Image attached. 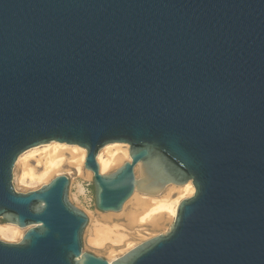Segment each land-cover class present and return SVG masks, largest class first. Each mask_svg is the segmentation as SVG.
<instances>
[{"label":"water","instance_id":"1","mask_svg":"<svg viewBox=\"0 0 264 264\" xmlns=\"http://www.w3.org/2000/svg\"><path fill=\"white\" fill-rule=\"evenodd\" d=\"M52 141L87 149L102 212L196 191L109 261L84 250L68 175L15 186ZM115 142L131 159L103 173ZM0 218L27 229L0 238V264H264V0H0Z\"/></svg>","mask_w":264,"mask_h":264},{"label":"bare ground","instance_id":"2","mask_svg":"<svg viewBox=\"0 0 264 264\" xmlns=\"http://www.w3.org/2000/svg\"><path fill=\"white\" fill-rule=\"evenodd\" d=\"M127 144L128 143L115 142L108 144V146L106 145L107 147L105 146V149L102 148L103 150L101 149L102 151H99L97 159L100 164L101 172L104 173L105 171L116 167L127 158L131 159L130 147ZM29 150L35 151L31 154L24 152V155H21L19 157L20 159H18L19 163L22 166V174L20 178L23 182L30 181L31 183H34L40 178H43L53 172L64 169L66 165H70L72 168L74 167L78 169V172H82L83 166L85 168L87 149L78 144H69L66 142L52 141L47 144L33 147ZM26 154L28 155L26 156ZM31 155L36 159L38 163H41L43 165L44 170L39 172V170L33 169L31 165ZM88 171L92 173V171ZM186 184H184L186 186L180 190L182 191V193L184 192L192 194L196 189L195 185L192 181H189ZM134 194H136L134 197L136 198V207H133L131 210H128L127 213L125 212L126 217L128 218V222L130 224H133V222H145L153 226H159L165 221L167 215H177L178 207L181 203V196H178L176 198L168 197L165 195H146L139 197L138 194H141V192H139L138 189ZM21 230L22 228L18 225L13 223H7L4 226H0V235H3L5 237H16L17 234H21ZM94 233V243L96 245H103L107 240L111 241L113 244H119L120 242L117 243L113 240H121L123 236L118 235L114 237L111 232V227L102 225L101 223L100 225L98 224V226L94 227ZM129 246H131L130 243Z\"/></svg>","mask_w":264,"mask_h":264},{"label":"rangeland","instance_id":"3","mask_svg":"<svg viewBox=\"0 0 264 264\" xmlns=\"http://www.w3.org/2000/svg\"><path fill=\"white\" fill-rule=\"evenodd\" d=\"M127 145L130 147L129 144ZM106 147H104L103 149H105ZM35 150H29L25 153L31 154ZM27 155L28 154H26V156ZM30 158H31V165L33 169H37L39 170V172L44 170L43 165L41 163H38L36 159L32 157V155L30 156ZM129 159L130 158H127L124 161L129 160ZM121 164L105 172L113 171ZM85 168L83 166L82 172H78V169L74 167L72 168L70 165H66L64 169L53 172L43 178L38 179L36 182L31 183L30 181L23 182L21 180L20 176L22 174V166L18 160L16 167H15V171H14L15 180H16L15 186L19 191L27 192L30 190H35V189L40 188L44 184H47L52 178H54L57 175H61V174L68 175L71 178V186H70V193H69L70 200L75 205H77L79 208L84 210L89 216V223L84 233V250L91 252L95 255L102 256L108 259L109 261L114 260L118 258L119 256L123 255L125 252L135 247L136 245L140 244L142 241L169 231L176 216L167 215L165 221L159 226H153L145 222H141V223L133 222V224H130L128 222V218L126 217L125 212L127 213L128 210H131L133 207H136L135 206L136 198H134L136 194H134L125 203L123 210L120 212H102L98 210L94 203L93 174L89 172L88 169H85ZM78 184H82V185L88 184L89 185V188L92 191L91 204L89 206H85V204L82 202V199L80 198V195L78 192ZM186 185L184 186L170 185L165 189V191L161 195L162 196L165 195V196L173 197V198L181 196V201H182L184 198L192 196L196 191L195 189V191L192 194L184 193V192L182 193L180 189L184 188ZM138 196L141 197V196H146V195L141 193V194H138ZM100 223L102 225L111 227V232L114 237L118 235H121V236L123 235L121 240H117V239L113 240L114 242H117V243L120 242L119 244H116V243L113 244L109 240L105 241L103 245H96L94 243V234H95L94 227L98 226V224L100 225ZM6 224L7 222H5L3 219L0 218V226H4ZM26 230H27L26 228H22L21 234H17L16 237H5L3 235H0V238L5 241H9V242H18L21 240ZM129 243L131 244V246H129Z\"/></svg>","mask_w":264,"mask_h":264},{"label":"flooded vegetation","instance_id":"4","mask_svg":"<svg viewBox=\"0 0 264 264\" xmlns=\"http://www.w3.org/2000/svg\"><path fill=\"white\" fill-rule=\"evenodd\" d=\"M78 192L85 206H89L91 204V196H92V191L89 188V185L78 184Z\"/></svg>","mask_w":264,"mask_h":264}]
</instances>
